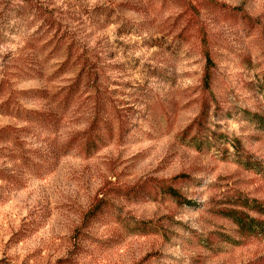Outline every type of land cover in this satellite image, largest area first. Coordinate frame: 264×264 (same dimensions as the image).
Segmentation results:
<instances>
[{"label": "rangeland", "instance_id": "1", "mask_svg": "<svg viewBox=\"0 0 264 264\" xmlns=\"http://www.w3.org/2000/svg\"><path fill=\"white\" fill-rule=\"evenodd\" d=\"M263 120L264 0H0V264H264Z\"/></svg>", "mask_w": 264, "mask_h": 264}, {"label": "trees", "instance_id": "2", "mask_svg": "<svg viewBox=\"0 0 264 264\" xmlns=\"http://www.w3.org/2000/svg\"><path fill=\"white\" fill-rule=\"evenodd\" d=\"M223 8H227L230 9L228 6H222ZM233 10L236 11H242L241 8H232ZM198 16L197 13L194 12L191 17H190V26H192V22L194 23V25L199 23V20H197ZM192 21V22H191ZM194 27V26H192ZM199 33L200 35V50L201 53L203 54L205 61H206V66L204 69V74L202 77V88H203V92H204V100H203V107L202 110L200 112V115L197 118L196 124L198 125V129L204 125L203 123L206 121L207 117H208V112L210 109V104L212 101H215L214 97L212 98V92H211V88L215 79V72H216V68H217V64L215 61V57H214V53L211 49V45H210V39L208 37V32L205 29L204 24L200 23L199 26ZM117 114L118 116H120V112L117 110ZM121 118V117H120ZM54 118H48V116H46V118H42L41 121L44 122V124L47 125L48 129L50 131H56L57 126H55V122L59 121L58 118H55V121L53 120ZM264 121V120H263ZM198 122V123H197ZM124 119L121 118L120 120V125H119V132L120 134H122L125 130V124H124ZM53 125L55 128L52 129L50 128V126ZM57 125V124H56ZM95 125V123H94ZM264 126V124L262 125ZM97 130L99 129L101 132H103L102 126H96ZM106 130L107 132H109L110 134L112 133V130H108V127L106 126ZM200 132V131H198ZM99 142H103V139L98 136ZM202 138V134L199 135L198 140L200 141V143H206L208 142V145L206 146L207 148H210L209 145V137L206 136L205 139H201ZM201 139V140H200ZM98 146L97 142L92 139L91 137H89L85 143V151L87 152V154H92L94 153L93 150L94 148L96 149V147ZM200 150H202L201 146H199ZM239 158L241 159L240 161H242V156L241 154H238ZM244 163L247 167L250 168H257L260 163L258 164V161L253 160L252 158H250V155L247 154V157L244 159ZM52 168V167H51ZM50 169V168H48ZM186 176L185 174L181 173L178 175H175L171 178H162L160 180H157V184H155L154 186H151V188L148 190H145V194L148 196H153L154 198L158 199L160 194L162 195H167L168 198H171L172 200L176 201L177 203L180 204H192L193 201L187 199L183 192L181 191V189L178 187V184L181 180L185 179ZM134 188L125 190L126 195H131ZM152 189H155V194H153ZM142 190H144V185H141L139 188H137L135 190L134 196H136L139 192H141ZM244 201H247L244 203V205H248L250 203H252V205L250 204L249 206L259 212H264V202L262 201H257V200H250L248 198H245ZM100 206L102 204V201L100 200ZM99 205H94L92 208L95 207V209H91V213L90 215H94L97 213L98 209L100 208ZM97 209V210H96ZM227 215L234 219L236 222H238L240 225H242V229H244L246 232L251 233L252 235H258L259 233H263L264 235V221H261L259 219L253 218L251 216H248V214H246L244 211H239L237 209L234 208H229Z\"/></svg>", "mask_w": 264, "mask_h": 264}]
</instances>
